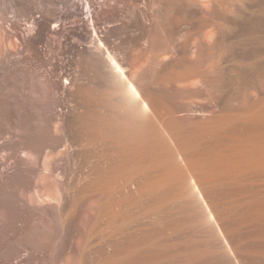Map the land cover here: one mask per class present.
Segmentation results:
<instances>
[{
  "label": "rangeland",
  "instance_id": "rangeland-1",
  "mask_svg": "<svg viewBox=\"0 0 264 264\" xmlns=\"http://www.w3.org/2000/svg\"><path fill=\"white\" fill-rule=\"evenodd\" d=\"M63 3L58 0L45 28L62 41L57 62L75 51L87 63L84 81L96 88L92 98L98 87L104 90V145L93 141L86 152L77 147L74 161L81 170L71 180L73 190L57 188V205L37 198L36 211L26 213L29 218L13 219L12 214L0 212L8 218L6 229L0 223V263L264 264V0ZM37 10L36 18L42 22V9ZM37 45L42 54L47 53L45 39L37 40ZM98 58L103 76L93 67ZM182 73L191 75L184 78ZM27 108L11 90L0 103L4 128L0 129V172L15 169L13 149L3 144L17 141L16 135L32 128L31 120L20 128L10 116L34 113L42 120L45 114L41 108ZM139 111L147 113L145 121L150 116L154 122L147 125L139 120ZM125 113L137 123H146L148 131L161 128L167 145L154 153L141 150L130 158L111 133L120 125L126 127ZM71 117L64 114L63 119ZM67 162L59 165L64 175L70 173ZM98 162L106 176L103 214L93 192L87 191ZM6 188V202L12 207L23 203L20 194L32 193L15 182ZM62 189L69 205L61 197ZM62 209H72L68 222ZM96 214L101 219H93ZM33 230L56 235L38 237Z\"/></svg>",
  "mask_w": 264,
  "mask_h": 264
},
{
  "label": "bare ground",
  "instance_id": "bare-ground-1",
  "mask_svg": "<svg viewBox=\"0 0 264 264\" xmlns=\"http://www.w3.org/2000/svg\"><path fill=\"white\" fill-rule=\"evenodd\" d=\"M28 1H30V5H29ZM62 1L65 4H68L70 2V0H62ZM57 2H58V0H0V103L6 101L7 91L11 90V91L15 92L16 99L19 102L23 103L25 107H28L27 109L34 111L37 108H41L45 112L44 116L42 117V120H39L34 115V113L29 115V114H26L25 112H16L12 116H10V119H11L10 121L16 122V123L18 122V124H20V126H21L20 128H24L27 121H29V120H31V125H32V128H26L20 136L16 135V138H18L17 141L10 142L8 140L3 144V146H5V147L7 146L8 148L11 147L13 149V150H11V151H13V153H11V154L15 160V166H14L15 169L13 170V172H7V171H1L0 172V212L3 215L5 212L12 214L13 219H16V217H22V216L28 217V216H26V213L29 212V210L31 211L32 209H35V211H36V208L38 206H36V204H35V199H37V198L49 200L50 203H53L52 204L53 206L57 205V204H55V202H57V200H59V199H57V200L55 199V193L58 191L57 188H59V187L62 188V186L63 187L69 186V188L67 187V189L66 188L65 189L66 190L72 189L71 187L73 186V184H71L72 183L71 180L75 179L74 173L76 172V170H78L80 168L79 165L77 164L79 162H76V160L74 161V158H76L74 156L76 150L78 151L81 148V149H83V151L86 152V149L89 150V145L93 141H96L98 143V146H100L102 143L104 145V139H105L106 128H107V126L105 127V125L107 124V123H105V118H106V117H104L105 113L102 112L103 107H101L104 103L103 102V96H104L103 91L104 90L101 91V88H100L101 86L98 87V85H97L98 92H96L97 93L96 97L94 96L95 98L94 99L92 98L91 92L93 90V87H91L89 85V83L84 81L85 80L84 76L86 75V72H87V63L84 60L85 58L80 59L76 55L77 53H75V51L71 50L73 47H70V49H67V50H71V51L69 52V54H67V57L64 54L65 58L63 59V61L61 63L57 62L56 55L58 54V52L61 51V49L63 50V47H62L63 44L61 43L62 41L61 42H60V40L57 41V39H59V37L56 39V35H55V32L53 30H51V29L46 30V28H45V23L47 22V20L51 17L53 18V16L55 15V11H56L55 7L57 6L56 5ZM72 2H73V0H72ZM205 2H208V1H205ZM64 3H63V5H64ZM260 4H262V3H260ZM259 7L260 6L257 5V9H259ZM37 9H39V10L42 9V12H43L42 18H44V19L41 18L42 22L38 21L39 18L38 19L36 18L37 13L35 11ZM39 10H37V11H39ZM260 10H262V9H260ZM37 16L40 17L41 15H37ZM25 21H26V23L24 24ZM56 21H58V20H56ZM56 21L54 20V22H56ZM259 22H261V21H259ZM260 24H262V23H260ZM25 29L26 30L28 29V32H26ZM255 31H256V29H255ZM259 31L260 30H258V32ZM258 32H256V33H258ZM59 34L60 33H58L57 35H59ZM248 34H249V32H248ZM254 34H255V32H254ZM257 35H259V33ZM62 38H63V36H62ZM39 39H45V41H46L47 48L45 49V51L48 49L46 54H42L41 50L39 49V47L37 45V40H39ZM261 39H262V37H261ZM65 49L66 48H64V53H65ZM259 49H261V47ZM74 50H78V48L77 49L74 48ZM61 52H63V51H61ZM81 52H82V50L80 51V53ZM261 52H263V50ZM82 53H81V56H82ZM261 55H262V53H261ZM259 57H261V56H259ZM99 58L101 59L100 56H99ZM99 58L96 59L97 61H95V63H93V64H95L93 67H95V70L97 68L98 72L101 71V68H102L101 65H103V63L101 62V60H99ZM91 60H93V59H91ZM27 61H29V62H27ZM260 61H257V62L259 63ZM262 63L264 64V62H262ZM259 64L261 65V63H259ZM258 68H260V66ZM260 69H262V68H260ZM190 70H192V69H190ZM262 70H264V67ZM98 72H97V74H99ZM187 72H189V71H187ZM28 74L31 75L30 78L27 77ZM100 74L103 76V74L101 72H100ZM185 74L186 73H184V75ZM189 74L187 73V75H189ZM193 74H194V72H193ZM101 75H100V77H102ZM187 75H185V77ZM182 76H183V73H182ZM187 77H189V76H187ZM100 79L102 80V78H99V80ZM98 81H97V83L99 84ZM100 83H101V81H100ZM75 86H77L76 92L74 91L76 89V88L74 89ZM92 103L94 104V106L92 105ZM92 106H93V108H95V107L96 108L93 110ZM64 107L66 108V113L63 111ZM64 114H72L73 117H71L72 119H68L69 121L67 119H66L67 121H64V119H63ZM127 114H129V113H125V115L127 117L122 120V122H124L123 124L126 125V127H122V125H120L121 127L119 126V128L116 130H114L115 129L114 128L113 131H111V133L123 143V145L125 146V149L123 150V152L125 151L126 154L129 152L130 154H128V155H132L130 158L135 157L134 155L138 154L139 151H141V150L154 153L162 145H164V144L167 145V143L165 142L167 140L164 141L165 133H163V130L160 131L161 128L160 129L157 128L156 130H153V131L147 130V127H148L147 125H149L148 122H151V120L149 119V118H151L150 116L147 117V119L149 121L148 122L145 121L147 113H146V115H144L145 113L142 112V114L145 117H143V115L141 114L142 117L140 119L137 118L139 120L142 119L143 122L144 121L147 122L148 123L147 125H146V123H143L142 121L139 122L141 124L137 123L134 116H130ZM138 115H139V113H138ZM124 116H122V117H124ZM118 118H120V116ZM143 118H145V120ZM106 121H108V120H106ZM116 121H117V119H116ZM153 122L154 121H152L151 123H153ZM117 123L120 124L119 122H117ZM113 127H116V126H113ZM117 127H118V125H117ZM154 127H155V125H154ZM0 129H4L3 125L1 123H0ZM94 144H95V142H94ZM77 147L78 148L80 147V148L78 149ZM101 150H102V148H101ZM101 150H99V151H101ZM85 152L84 153L82 152V153L86 154ZM77 153H79V152H77ZM101 153H102V151H101ZM84 157L86 158L85 155H84ZM97 157H99V156L97 155ZM100 157H103V156H100ZM81 158H82V156H81ZM81 158H79V161ZM64 159H67L69 161V162H67L69 167H70V169L68 171L70 173L68 175L67 174L64 175L65 170H64V172H62L61 168L59 167V165L61 164V161H63ZM76 159H78V158H76ZM86 159H84L85 163H86ZM91 159H93V158H91ZM81 160H83V159H81ZM87 160H89V159H87ZM100 160L102 161V159H100ZM100 162L97 163L96 169H94V171L96 170V172H97L96 173L97 177L94 176L95 179H92V177H91L92 175L90 176L92 179V182H91L92 184L91 183L89 184L91 191H89V190H87V191L89 193L93 192L94 201L95 200L97 201V202L95 201L94 203L98 207V211H100V213L103 214V212H101V211L102 210L104 211V209L106 207V206L103 207V205H106V203L103 201V199H104L103 197H104V193H105L104 192L105 190H103V187H104L103 184H104V180H105L104 177L106 178V176H104V174H105L104 170L105 169L103 168V165H100ZM91 164H92V162H91ZM82 167H83V164H82ZM88 168H90V166H88ZM80 170H81V168H80ZM61 176H62V179L64 178V176L65 177L67 176V177L65 178V180H60ZM88 176H89V173H88ZM88 180H90V179H88ZM93 180H94V182H93ZM9 182L20 183L25 188L24 191L25 190H31L32 191L31 195L29 194L30 197L28 196V194H26L27 195V197H26V195H24V193H23L24 191H22L23 194H20V195H21V201L23 203H20L21 201L19 202L17 200L21 205L18 206L19 204H16L17 205L16 206L14 204L13 206L14 207L16 206V208L10 206L6 202V196H7L6 186H7V184H9ZM70 185H72V186H70ZM86 185H88V184H86ZM76 186H74V187H76ZM86 189H87V187H86ZM66 190L62 189L63 196H61V197H63L62 198L63 201H66V199H67V197H66L67 194H65ZM76 191L77 190L75 189V192ZM71 192H73V191H71ZM60 193H61V191H60ZM14 194H16V193H14ZM75 195H77V194H75ZM86 196H87V194H86ZM93 196H92V198H93ZM59 197H60V195H59ZM69 197H71V196H69ZM86 199H88V197ZM69 200L70 199H67L66 202H68ZM78 200H80V199L78 198ZM76 203H78V202H76ZM94 203L92 202V206ZM59 204H60V202H59ZM59 204H58V206H59ZM64 205L66 206V204H63V206ZM68 205H69V202H68ZM86 206H87V204H86ZM60 207L61 206H59V208ZM61 208L59 210H61ZM65 208H67V206L64 207V209ZM88 208H90V207H88ZM72 209H66L65 211L62 209L65 212L63 215H61V216H64V221H66V220H67V222L69 221V218L72 215L71 214ZM87 210H89V209H87ZM87 210H86V212H87ZM35 211H34V213H35ZM91 212H92V210L90 209V213ZM7 215L8 214H6L5 216H7ZM91 218H90V220H91ZM96 218H100V217L98 216V217H95L93 219L96 220ZM7 219L8 218L7 217L5 218L4 216H2L0 218L2 230H3V228L6 229L8 227V226H6V224H8ZM13 219H12V221H13ZM14 221L16 222V220H14ZM11 222L9 221V223H11ZM17 225H18V223H17ZM18 228H20V227H18ZM9 229L11 231V228H9ZM19 232H21V231H19ZM31 232H32V234H34L38 237H40V235L42 236L44 234L49 235V236L56 235L55 232L53 233L52 231L51 232L49 231L50 233H46V232L41 231V230H33ZM4 233H6V232H4ZM59 234H61V233H59Z\"/></svg>",
  "mask_w": 264,
  "mask_h": 264
}]
</instances>
